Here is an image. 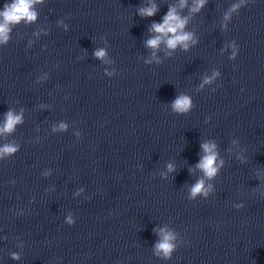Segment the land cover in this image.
<instances>
[{
    "label": "clouds",
    "instance_id": "1",
    "mask_svg": "<svg viewBox=\"0 0 264 264\" xmlns=\"http://www.w3.org/2000/svg\"><path fill=\"white\" fill-rule=\"evenodd\" d=\"M41 2V0H13L11 4L4 5V11L0 12V43H6L9 39V33L11 31V25L18 24L21 21L30 23L36 20L37 13L33 10V5ZM187 0H180V7L183 8L186 5ZM206 0H194V6L191 9L193 12H197L201 7L204 6ZM240 5H233L230 11H235ZM158 11L155 4L149 7L139 9V15L142 17H151ZM230 13L226 15L228 19ZM187 24V19L182 18L178 13L176 8L170 7L167 14L163 18L162 23H153L151 26V31L155 34L151 39L146 41L147 47L156 50L159 48L161 43L166 44L169 49H175L177 46H182L183 48H188V42L192 40L191 33L183 31L185 25ZM94 55L97 58L103 59L106 55L103 49L97 50ZM209 82L208 80L205 83ZM192 106L191 99L188 96H179L172 104L173 111L184 113L187 112ZM22 122V117L20 115H15L11 110L6 114V121L3 127H0V133H11L15 126ZM65 127L61 125V128ZM216 144L209 142L201 145L204 155L200 159L199 163L196 165L205 175V177L211 179L214 177L218 171V166L216 164L217 152ZM16 147L12 145H6L0 148V156L3 154H11L16 151ZM222 163V161H221ZM168 170L173 171L174 168L171 164L168 165ZM208 189L205 188L204 180L201 179L191 188V197L195 198L197 194L203 193L207 195ZM69 223L72 220L69 218ZM161 237L160 241L155 245L156 255L163 254L164 258H169L172 251L175 248L173 243L175 236L172 232L166 229H160L158 232ZM13 258H18L13 254Z\"/></svg>",
    "mask_w": 264,
    "mask_h": 264
}]
</instances>
